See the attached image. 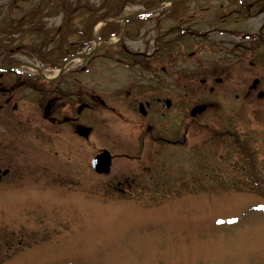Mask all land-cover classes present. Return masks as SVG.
Wrapping results in <instances>:
<instances>
[{
  "label": "flooded vegetation",
  "instance_id": "af4514ba",
  "mask_svg": "<svg viewBox=\"0 0 264 264\" xmlns=\"http://www.w3.org/2000/svg\"><path fill=\"white\" fill-rule=\"evenodd\" d=\"M50 1L52 6L62 2ZM74 1V7L86 10L64 5L56 25L48 26L47 18L59 16L47 15L49 10L7 20L0 15V150L3 155L7 148L19 150L22 136L7 125L21 126L22 131L29 126L22 120L30 114L34 141L47 147L49 161L41 165L42 153H35L34 182L77 191L89 174L90 188L99 194L164 192L166 180L151 174L164 166L154 160L185 146L188 133L182 137L181 124L170 114L189 112L193 124L211 107L201 104L205 110L192 116L200 105H188L183 98L194 95L198 81L208 97L218 91L229 70L231 49L241 47L236 55L251 67L264 65V0H97L95 6L91 0ZM31 34L34 40L22 43ZM221 36L248 43H225ZM15 52L66 67L51 77L30 74ZM79 59L81 67L76 68ZM93 59L96 73L87 78L86 64ZM179 64L203 67L201 75L193 66L187 70L183 96L178 86L167 87L168 80L181 81L174 69ZM247 90L245 99L256 94L264 100L260 78ZM26 103L31 109L24 112ZM167 121L168 128L162 126ZM136 126L139 132L133 135ZM108 138L111 148L97 146L96 141ZM104 152L110 166L108 172H99L94 160ZM13 165L0 166V181L9 179L18 186L24 176Z\"/></svg>",
  "mask_w": 264,
  "mask_h": 264
},
{
  "label": "rangeland",
  "instance_id": "374dc122",
  "mask_svg": "<svg viewBox=\"0 0 264 264\" xmlns=\"http://www.w3.org/2000/svg\"><path fill=\"white\" fill-rule=\"evenodd\" d=\"M58 1L52 6L49 0H0V15L7 20L36 9L51 11L49 16L65 7L86 10L74 7V0ZM91 3L95 6L97 0ZM47 21L56 25L60 15ZM33 37L26 36L22 43H31ZM221 37L225 43H248ZM240 48L231 49L229 70L217 92L208 97L198 81L194 95L183 98L188 105L210 103L209 109L193 124L189 112L170 114L181 124L182 137L188 133L185 146L154 160L164 166L151 173L166 180L164 192L99 194L90 188L89 174L82 186L91 190L47 188L33 178L35 153H42L41 165L49 161L47 147L34 141L30 114L22 120L29 122L22 131L8 124L22 142L18 151L7 148L3 155L0 150V166L12 163L24 178L18 186L9 179L0 181V264H264V100L256 94L244 98L255 77L264 89V65L239 61ZM15 58L26 61L23 70L30 74L42 70L51 77L64 72L25 53L15 52ZM81 64L79 59L76 68ZM192 66L201 75L203 67ZM192 66H175L181 81L168 80V89L178 86L183 96ZM95 73V60H89L85 74L93 78ZM22 106L24 112L31 109L30 103ZM132 129L133 135L139 132L137 126ZM96 143L111 148L109 138Z\"/></svg>",
  "mask_w": 264,
  "mask_h": 264
},
{
  "label": "water",
  "instance_id": "95a60500",
  "mask_svg": "<svg viewBox=\"0 0 264 264\" xmlns=\"http://www.w3.org/2000/svg\"><path fill=\"white\" fill-rule=\"evenodd\" d=\"M259 96L262 97V93H260ZM205 108H206V106L195 107L192 110L191 115L195 116L197 114H200V113H202L205 110ZM109 166H110V157H108V153L107 152H104L103 154H100L94 160V167H96V169L99 172H108Z\"/></svg>",
  "mask_w": 264,
  "mask_h": 264
}]
</instances>
